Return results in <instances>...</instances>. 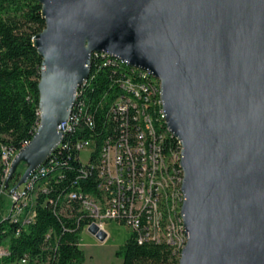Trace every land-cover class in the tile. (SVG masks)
<instances>
[{
	"label": "water",
	"instance_id": "obj_1",
	"mask_svg": "<svg viewBox=\"0 0 264 264\" xmlns=\"http://www.w3.org/2000/svg\"><path fill=\"white\" fill-rule=\"evenodd\" d=\"M38 1L41 123L12 163L6 189L26 170L9 193L60 143L92 56L110 53L161 82L183 149L189 240L179 263L264 264V0Z\"/></svg>",
	"mask_w": 264,
	"mask_h": 264
},
{
	"label": "built area",
	"instance_id": "obj_2",
	"mask_svg": "<svg viewBox=\"0 0 264 264\" xmlns=\"http://www.w3.org/2000/svg\"><path fill=\"white\" fill-rule=\"evenodd\" d=\"M106 69L112 74L106 73L109 90L103 95V102L109 103L106 115L112 129L99 146L100 132L87 131L88 127L94 130L95 117L86 93ZM38 115L35 135L41 123L40 109ZM58 132L63 138L54 151L72 146L75 160L85 174L96 172L97 184L92 193L72 191L64 196L65 201L77 202V213L88 219L83 232L92 235L90 228L94 225L106 232V224L116 222L137 233L139 244H166L180 260L189 240L182 214L183 149L167 126L161 82L154 73L131 66L110 53L94 54L90 75L78 89L70 117L58 126ZM171 138L176 139L177 145ZM30 143L26 142L23 148ZM1 152L8 177L19 151L4 146ZM83 152L89 154L87 162L81 158ZM54 155L47 160L50 166L44 163L9 194L11 208L4 218L24 224L34 220L32 202L39 192L47 193L49 184L38 181L53 170V164L59 165ZM30 206L32 209L27 211ZM7 254L8 250L1 247L0 259Z\"/></svg>",
	"mask_w": 264,
	"mask_h": 264
},
{
	"label": "trees",
	"instance_id": "obj_3",
	"mask_svg": "<svg viewBox=\"0 0 264 264\" xmlns=\"http://www.w3.org/2000/svg\"><path fill=\"white\" fill-rule=\"evenodd\" d=\"M45 27L42 5L38 0H0V248L8 250V254L0 259V264L86 262L80 239L88 219L77 213V202L65 201L64 196L72 191L92 193L97 178L96 172L85 174L75 160L72 146L65 151H54L56 147L49 156L48 160L55 153L59 165L53 164V170L38 181V184H49L47 193L39 192L32 202L34 220L24 224L23 221L4 218V195L17 185L24 173L18 169L10 180L9 189H6L7 177L1 151L8 146L18 152L35 137L43 59L34 46V38ZM106 70L86 93L89 109L95 117L94 130L88 127L87 131L100 132L99 146L112 129L106 115L109 103L103 102V95L109 90L106 73H111L110 69ZM78 134L79 131H76L75 137ZM171 140L177 145L176 139ZM47 165L50 166L48 162ZM31 209L30 206L27 211ZM115 255L123 260V264H180L168 245L139 244L137 233H131Z\"/></svg>",
	"mask_w": 264,
	"mask_h": 264
},
{
	"label": "rangeland",
	"instance_id": "obj_4",
	"mask_svg": "<svg viewBox=\"0 0 264 264\" xmlns=\"http://www.w3.org/2000/svg\"><path fill=\"white\" fill-rule=\"evenodd\" d=\"M88 152L82 153V160L87 162ZM25 165L19 167V172L24 173ZM10 193L4 195L3 207L5 211L11 208ZM107 239L100 242L94 236L84 231L81 234L80 245L85 250V264H123V260L118 258L115 253L119 250L131 235L130 230L116 222L106 224Z\"/></svg>",
	"mask_w": 264,
	"mask_h": 264
},
{
	"label": "crops",
	"instance_id": "obj_5",
	"mask_svg": "<svg viewBox=\"0 0 264 264\" xmlns=\"http://www.w3.org/2000/svg\"><path fill=\"white\" fill-rule=\"evenodd\" d=\"M84 250V249H83ZM85 251V250H84Z\"/></svg>",
	"mask_w": 264,
	"mask_h": 264
}]
</instances>
